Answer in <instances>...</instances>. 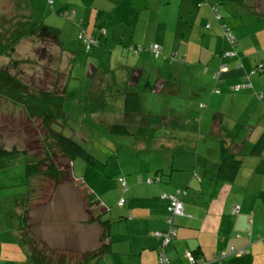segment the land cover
Segmentation results:
<instances>
[{
    "label": "crops",
    "instance_id": "obj_1",
    "mask_svg": "<svg viewBox=\"0 0 264 264\" xmlns=\"http://www.w3.org/2000/svg\"><path fill=\"white\" fill-rule=\"evenodd\" d=\"M221 1L165 0L158 14L163 10L171 14L168 22L153 21L152 5L142 0H92L86 6L61 10L74 23L73 33L84 31L99 39L89 51L82 42L84 52L91 55L84 61L77 50L63 51L69 56L75 53L76 62L85 69L82 78L73 77L76 93L85 78L92 80L91 89L112 88L109 95L120 97L115 101L118 107L121 103L120 122L139 133L133 147L142 164L121 171L113 162L115 181L106 170L109 160L102 171L89 164L76 170L73 162V189L81 192L87 215L72 218L79 225L73 234L81 252L61 259L64 264H161V249L169 264H191L188 253H194L201 264H264V27L250 25V33L224 12ZM215 5L237 37L236 47L224 36ZM140 21L143 33L138 32ZM154 43L163 47L158 58L149 49ZM229 50L234 55L224 56ZM222 65L226 70L216 81L214 71ZM247 73L252 88H243ZM109 75L111 85L106 80ZM148 91L170 95L164 113L147 110ZM109 142L100 149L132 156L124 146ZM152 152L158 154L149 157ZM226 154L241 160L233 180H225L221 172ZM155 176L161 180L147 183ZM178 189L185 190L179 195L184 214L173 217L176 235L163 246L171 200L162 195ZM97 216L104 223L89 222ZM14 248L3 251L16 250L21 254L17 262L28 263L27 248ZM239 249L244 252L235 254Z\"/></svg>",
    "mask_w": 264,
    "mask_h": 264
},
{
    "label": "rangeland",
    "instance_id": "obj_2",
    "mask_svg": "<svg viewBox=\"0 0 264 264\" xmlns=\"http://www.w3.org/2000/svg\"><path fill=\"white\" fill-rule=\"evenodd\" d=\"M91 1L0 0V30L3 31L18 19L60 29L61 45L69 50H77L84 61L91 55L84 52L85 48L82 46V39L78 37V30L73 33L74 23L71 18L62 16L60 13L61 10L73 9L79 5L86 6ZM164 1L142 0L141 3L152 5L153 21L167 20L168 22L172 16L167 14L166 10H163L161 15L158 14V8L163 5ZM255 1L258 4L256 7ZM220 3L224 12L230 17H236L237 21L242 23L243 28L248 29L250 33L253 26L264 27V0H223ZM136 5V2L132 4V6ZM138 24L140 28L138 32H145L143 22L140 21ZM152 34L153 31H150L149 38ZM60 52L61 48L52 41L30 37L19 43L13 57L3 58L0 67L7 68L12 74L25 78L35 87L46 89L52 88L57 79L63 80L62 75L68 74L69 71L73 77L78 74V77L82 78L81 73L85 69L80 66L79 61L73 69L74 64L69 65L66 59L70 54L66 53L58 59ZM154 60L157 59L152 58V61ZM12 61L17 62L13 65ZM106 80L109 83L112 81L110 75ZM73 82L74 79L71 78L65 95L54 96L45 105L51 108L50 114L54 116L52 129L74 139L86 148L94 160L93 163L81 156H68L69 158L63 156L59 148L52 144L53 138L49 127H46L42 120L35 117L27 118L22 106L18 107L0 98V147L10 148V141H12L16 149L28 151L0 155V264H21L17 262L21 257L18 251L11 250L5 253L3 251L6 248L16 249L14 248L16 245L27 248L25 251L29 255V262L25 264H40L37 260H40L42 255L57 262L56 259L61 260L63 257L68 259L81 252L78 249L81 247L79 243L77 244L78 237L73 234L76 232L75 226L79 227V225L72 222V218L87 215L79 198L81 192L73 189L74 185L67 177L56 181L50 177L41 176L40 186L33 183L27 176V165L40 159L35 153L47 152L49 149L54 153L53 157L58 165L68 171L69 169L73 171V162H75L76 170H83L84 166L89 164L90 167H96L102 171L109 160L106 170L108 176L115 181H118V177H112L115 171L110 169L113 162H116L115 169L121 171L142 166L140 159L135 157L136 151L133 147L134 138L139 133L136 127L120 122L122 120L121 103L119 102V107L115 103L120 97L113 93L109 95L112 91L111 87H108L106 91L98 86L91 89L92 80L87 78L82 79L79 93H76V86ZM147 94L148 96L144 99L146 108L148 106L147 110L157 111L158 109L164 113L163 105L171 103L170 95L166 92L148 91ZM185 95L190 96L188 90H185ZM5 106L7 107L4 108ZM34 111L35 114H40L37 109ZM109 111L113 112L110 116L107 113ZM117 111L120 113L119 116L114 114ZM181 111H186V109H181ZM31 113H34L33 110ZM117 126H120V129L115 128ZM108 139L117 146H124L127 149L125 153L130 150L133 153L132 156H126L127 154L116 156L115 149H112L109 154L105 149L101 150V146L110 143ZM42 141L46 143L43 144ZM146 143L151 145L149 141ZM48 144H51L49 148H47ZM157 154L158 152H152L149 157ZM129 159L131 162H127ZM81 173L84 174L83 171ZM74 192L78 194L72 199ZM85 202L87 201H84V204ZM20 234L32 241L33 245H37L35 248L38 249L39 254L31 248L27 240L20 237Z\"/></svg>",
    "mask_w": 264,
    "mask_h": 264
},
{
    "label": "trees",
    "instance_id": "obj_3",
    "mask_svg": "<svg viewBox=\"0 0 264 264\" xmlns=\"http://www.w3.org/2000/svg\"><path fill=\"white\" fill-rule=\"evenodd\" d=\"M83 32L84 31H82L81 33ZM60 35H61L60 29L51 27L49 25H41V24L38 25L29 20L18 19L16 22H13L12 24H10V26H7L3 31L0 30V66H1V60L3 58L13 57L14 53H16V48L19 45V43L24 39H29L30 37H33V38L37 37L39 39L52 41L55 45L61 48V52L58 57V59H61L62 56L66 55V53L63 52L66 49L64 46L61 45ZM78 37L81 39L80 35ZM97 40H98V44L92 45L91 48L99 45V39ZM85 47L87 49L86 44H85ZM90 49H87V51H89ZM66 59H68L69 65H73L76 62V54L74 53L73 55V52H72L71 56H68ZM16 62L17 61H14V62L12 61V64L14 65V63ZM58 63H60L59 60H58ZM7 64H8V61L6 63V66ZM58 67L60 68L59 65ZM246 75H249V79H250V74L247 73ZM62 77H63V80L57 79V81L55 82L52 88H47V89L42 88V87L39 88V87H35L34 85H32L25 78L23 77L21 78V77L16 76L15 74H12L11 71L7 70V68L5 69V68L0 67V98H3V100H6V101H10L12 104L18 107L22 106L24 113H26L27 118L35 117L39 120H42L45 126L49 127L48 129L53 138L52 144L59 148L63 156L67 158H69L68 156H73V157L81 156L84 159H86L88 162L93 163L94 160L92 159L90 153L86 150V148H84L74 139L66 137L52 129L54 116L50 114L51 108L47 107L45 103H47L54 96L65 95L67 91V87L69 85V80L73 78V76L71 72L69 71L68 74L65 73L64 75H62ZM249 79L247 80L248 83L250 82ZM249 84L250 86H245L243 88H246V87L252 88L251 82ZM131 95L136 96L137 98V95L135 93H132ZM262 96L263 95L261 94L260 98H262ZM136 98H135V104H138L139 101L137 102L138 98L137 99ZM5 104L9 106L6 102ZM128 105L130 104L128 103ZM128 105L126 103L127 107ZM7 106H5L4 108H6ZM34 109H37V112L40 111V114H35ZM31 110H33L34 113H31ZM119 127L120 126H117L115 128L120 129ZM10 143H11L12 148L10 147L9 149H6L3 147H0L1 156L10 155L11 153L17 152V151L28 152L25 149L18 150L14 147V144H12V141H10ZM41 143L44 144L46 142L42 141ZM50 146L51 144H48L47 148H49ZM226 151L227 149L224 147V152ZM32 153L34 154V152ZM35 154H37L40 157V159L35 163H31L30 165H27V169H28L27 176L31 179L33 183L37 184V186H40L39 181H41V178H42L41 176L50 177L51 179H55L56 181H59L60 179L67 177V179L70 180L73 185H76V182L73 179L71 172H69L70 169L68 171L63 166L58 165V163L55 161L53 157L54 155L53 152L47 149V152L43 151L42 153H39V154L35 153ZM225 156H228V157L227 159L224 158V161L221 165V172L225 180H233L236 174L238 173L241 160L236 159L231 154H226ZM178 191H180L181 194L185 192L184 189H178L176 190V193ZM89 206L91 205L89 204ZM94 221H99L100 223L103 222L99 216H97L96 218H93L92 220H89V222H94ZM174 226L176 227V224ZM21 228L25 229L26 227H21ZM20 237H22V239L24 240H27L28 244L31 246V248H33L35 252L38 251V249L35 248L37 247V245H33L32 241H29L26 236H24L23 234H20ZM103 237H104V234H103ZM193 256L197 264H200L203 262L201 260H198V258L195 257L194 253H193ZM62 259H65V257H63ZM37 261L42 264H50V263L55 264V261L43 255L41 256V259ZM60 264H64V261L61 260Z\"/></svg>",
    "mask_w": 264,
    "mask_h": 264
},
{
    "label": "built area",
    "instance_id": "obj_4",
    "mask_svg": "<svg viewBox=\"0 0 264 264\" xmlns=\"http://www.w3.org/2000/svg\"><path fill=\"white\" fill-rule=\"evenodd\" d=\"M214 12L217 13V9L214 8ZM217 19H221V15L217 13L216 15ZM208 27H210V24L208 25ZM223 27V31H224V36L227 38V40L229 41V43L235 47L237 45V39L235 37V35L233 34V32L231 31V29L226 26L224 23L222 24ZM81 39H83V41L85 42V44L87 45V49H90L92 47V45L98 44V40L94 37L88 36L85 32H83L82 34H80ZM140 49V47H139ZM151 51L154 53L155 56H159L162 52V47L159 44H152L150 46ZM225 56H232L234 55V50L231 51H227L224 53ZM226 65H223L220 67V69L216 70L214 73V78L217 81H220L222 79V75L223 72L226 70ZM249 79V75H245V81L246 84H244V86H250V84L247 82V80ZM239 86H236V88H239ZM216 92H219V90H215ZM261 96V95H260ZM141 179V177H140ZM160 180V177H148L146 179V181L148 183H154ZM123 184L126 185V182L123 181ZM180 191H178L177 193L174 194H164L162 195V197H166L169 200H171V204L168 207L170 216L168 217V222L170 224V228L165 232L162 233L163 238V246H166L176 235V227L174 226L173 223V217L175 215H183L184 214V205L182 203V201L180 200ZM123 202V199H121V203ZM235 254L237 255H241L244 251L243 250H236L234 251ZM225 254H223L224 256ZM188 257L191 260V264H197L195 261V258L193 256V253H188ZM225 257V256H224ZM160 262L161 264H169V259L166 257V255L164 254V251L161 249L160 250ZM201 264V263H200Z\"/></svg>",
    "mask_w": 264,
    "mask_h": 264
},
{
    "label": "clouds",
    "instance_id": "obj_5",
    "mask_svg": "<svg viewBox=\"0 0 264 264\" xmlns=\"http://www.w3.org/2000/svg\"><path fill=\"white\" fill-rule=\"evenodd\" d=\"M214 8H216L217 9V13L218 14H220L219 12H218V9H219V7L217 6V5H215V6H213V11H214ZM215 13V12H214ZM217 13H215V18L217 19V17H216V15H217ZM64 15V14H63ZM221 15V19L219 20V19H217L218 21H220V23H221V26H222V24L224 23L225 24V22H223L222 21V14H220ZM226 26H227V24H225ZM210 27H211V25H210ZM223 28V27H222ZM230 28V27H229ZM231 29V28H230ZM231 31H232V29H231ZM224 32V31H223ZM233 32V31H232ZM80 34H82V33H80ZM234 34V33H233ZM235 35V34H234ZM236 37V36H235ZM227 39V38H226ZM236 39H237V37H236ZM229 42V41H228ZM237 44H238V39H237ZM161 46V45H160ZM237 46V45H236ZM235 46V47H236ZM162 47V46H161ZM140 49H141V47H140ZM150 49V48H149ZM151 50V49H150ZM229 51H231V50H229ZM227 52V51H226ZM153 53V52H152ZM225 53V52H224ZM224 53H223V55H224ZM154 54V53H153ZM164 54V52H163V47H162V52H161V54L159 55V56H161V55H163ZM159 56H155L154 55V57L155 58H158ZM225 56V55H224ZM223 66V65H222ZM221 67V66H220ZM220 69V68H219ZM218 70V69H217ZM216 71V70H215ZM223 74H224V72H223ZM223 76V75H222ZM123 199V198H122Z\"/></svg>",
    "mask_w": 264,
    "mask_h": 264
}]
</instances>
